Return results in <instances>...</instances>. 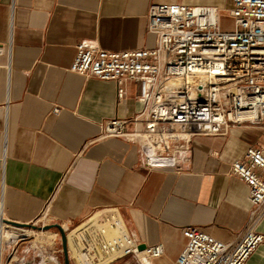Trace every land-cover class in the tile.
I'll return each mask as SVG.
<instances>
[{"label": "crops", "instance_id": "1", "mask_svg": "<svg viewBox=\"0 0 264 264\" xmlns=\"http://www.w3.org/2000/svg\"><path fill=\"white\" fill-rule=\"evenodd\" d=\"M162 3L218 6L229 15L231 1L0 0L3 218L31 224L49 211L54 224L79 226L115 210L141 248L163 246L145 264H176L187 226L223 242L245 227L253 205L231 166L249 147L264 148V130L235 126L171 143L172 165L148 152L142 136L100 138L104 121L144 111L142 84L124 81L119 99L116 81L70 71L84 40L110 51L154 48L148 12ZM258 230L264 234V218ZM246 264H264V243Z\"/></svg>", "mask_w": 264, "mask_h": 264}, {"label": "built area", "instance_id": "2", "mask_svg": "<svg viewBox=\"0 0 264 264\" xmlns=\"http://www.w3.org/2000/svg\"><path fill=\"white\" fill-rule=\"evenodd\" d=\"M230 1L232 31L222 30L223 11L218 6L162 3L148 12L149 31L156 35L154 48L110 51L88 40L78 44L71 72L116 81L119 99L125 94L121 85L126 80L144 88L140 96L144 111L132 119L104 121L100 138L146 137L148 144L164 146L160 158L172 159L169 162L174 165L167 148L171 143L179 146L196 135L226 134L235 126L264 130V0ZM139 123L143 131L136 129ZM130 124H135V130H128ZM231 167L247 184L253 205L245 227L235 240L223 242L198 226H187V244L176 264H246L264 243V234L258 230L264 218V148L249 147ZM112 214L108 210L97 220L92 216L71 232L75 251L69 240L68 247L73 264H145L143 254L148 259L164 254L162 245L141 248L117 212L116 217ZM44 216H49L47 211ZM120 228L119 235H108ZM58 252L61 256L62 251ZM17 253L15 244L8 264L26 263L24 257L14 256ZM50 263L54 264L46 259L37 264ZM56 264H64L62 257Z\"/></svg>", "mask_w": 264, "mask_h": 264}, {"label": "rangeland", "instance_id": "3", "mask_svg": "<svg viewBox=\"0 0 264 264\" xmlns=\"http://www.w3.org/2000/svg\"><path fill=\"white\" fill-rule=\"evenodd\" d=\"M233 29H234L233 22L230 20L227 12L223 11L222 30L232 31ZM47 212L49 214L47 219L44 216V213L46 212H44L43 215H41L35 222L31 224L37 227H43V224L44 223L46 224V222L48 225L54 224L49 211ZM76 227L77 226H73V225L64 226L67 234L71 233ZM7 231L9 232L7 233ZM13 232L18 233L20 235L26 234V236L23 237L20 236L19 239L11 240L9 238V234ZM56 233H58V236L55 235ZM2 235H5L3 239L2 251L0 255V263H1L2 252H3L2 264H8L10 258L9 254H11L12 247L15 244L18 247V253L15 254L14 256L17 257L19 260H21V258L24 257L26 259L25 264H37L39 261H43V260L46 261V259L49 260V258H51L54 255V252H56L60 261H61V257L64 261L61 235L59 231L55 228L50 229L46 232V231H40V229L33 227L15 228L9 226L7 228V226L4 225L2 228ZM58 251H62L61 256ZM14 256H12V258ZM119 263L120 261L116 262L115 264H119ZM13 264L15 263L13 262Z\"/></svg>", "mask_w": 264, "mask_h": 264}, {"label": "bare ground", "instance_id": "4", "mask_svg": "<svg viewBox=\"0 0 264 264\" xmlns=\"http://www.w3.org/2000/svg\"><path fill=\"white\" fill-rule=\"evenodd\" d=\"M217 118H219V117H217ZM165 136H166V134H163V135H162V137H165ZM181 136H182V137H186V135H181ZM143 142H144L145 147L147 148L148 152H150L151 154H153V156H155V153H156V152L164 151V149H165L164 146H160L159 148H156L155 146L148 144L147 141H146V137L143 138ZM155 158H157V157H155ZM155 158H154V159H155ZM112 211H113V214L111 215V217H116V212H115V210H112ZM107 212H108V211H102V212H98V213H96V214L93 216L92 220H97V219L101 218V217H102L103 215H105ZM0 217H1V219L3 218L1 214H0ZM0 221H1V223H0V237H1V243H3V239H4L5 235H2V228H3L4 224H5L6 226H9V225L6 224V223H5L4 221H2V220H0ZM121 228H123V230H124V227L121 226ZM121 228H120V229H114V230L109 231L108 235H109L110 237H115V236L119 235V234L122 232V229H121ZM8 232H9V231H7V233H8ZM14 233H15V232L9 234V238H10L11 240H15V234H14ZM16 234H17V236H18L16 239H19L21 235L18 234V233H16ZM73 234H74V233H69V234H68V240H69L70 249L73 250V251H75L74 243H73V241H74V236H73ZM11 242H12V241H11ZM1 251H2V247L0 246V255H1ZM2 255H3V254H2ZM115 257H117V256H115ZM141 258H142L143 261H145L146 259H148V257L145 256V254H143ZM49 260H51L54 264H56V263H58V262L61 263V261L59 260L58 255L56 254V252H54V255H53L51 258H49ZM0 264H2V260H1V263H0Z\"/></svg>", "mask_w": 264, "mask_h": 264}, {"label": "water", "instance_id": "5", "mask_svg": "<svg viewBox=\"0 0 264 264\" xmlns=\"http://www.w3.org/2000/svg\"><path fill=\"white\" fill-rule=\"evenodd\" d=\"M0 220L4 221L6 224L15 227V228H26V227H33V228H38L40 230H50V229H57L61 235V242H62V251H63V256H64V264H72L71 259H70V254H69V247H68V236L66 233L65 228L61 224H51L43 227H37L32 224H26V223H18V222H13L10 220H7L5 218L0 217Z\"/></svg>", "mask_w": 264, "mask_h": 264}]
</instances>
